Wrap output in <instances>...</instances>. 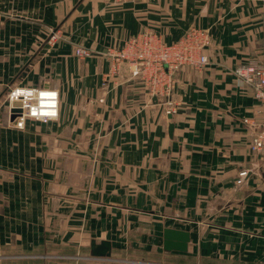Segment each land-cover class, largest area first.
Wrapping results in <instances>:
<instances>
[{
  "label": "crops",
  "instance_id": "obj_1",
  "mask_svg": "<svg viewBox=\"0 0 264 264\" xmlns=\"http://www.w3.org/2000/svg\"><path fill=\"white\" fill-rule=\"evenodd\" d=\"M193 26L211 32L209 63L202 71L177 72L174 113L125 67L109 75L107 47L145 29L171 43ZM51 29L61 37L42 47ZM79 45L93 55L77 57ZM39 49L38 75L5 81V67L17 59L2 58L3 52ZM249 61L264 65L260 0H0V84L49 85L61 98L56 120H28L23 129L8 124L9 114L0 122V264L19 258L22 264H83L54 258L50 248L64 241V224L43 216L47 197L65 195L70 186L81 222L89 223L84 237L112 246L109 257L93 256L90 244L80 247L87 264H110L117 244L125 243L114 228L145 226L140 222L154 227L159 262L264 264V173L249 150L256 127L244 121H264V106L235 73ZM55 145L65 155L52 172ZM242 170L249 172L238 183ZM18 203L31 204V215L18 219ZM165 228L190 232L186 252L163 248ZM76 237L71 240L84 242Z\"/></svg>",
  "mask_w": 264,
  "mask_h": 264
},
{
  "label": "built area",
  "instance_id": "obj_2",
  "mask_svg": "<svg viewBox=\"0 0 264 264\" xmlns=\"http://www.w3.org/2000/svg\"><path fill=\"white\" fill-rule=\"evenodd\" d=\"M126 1L133 0H116V2ZM260 1L264 2V0ZM48 36V44L52 46L61 37V34L59 30L51 29ZM211 43L210 30L198 26L189 28L180 39L171 43H168L164 36L157 31L145 29L125 40L121 46L107 47L103 55L110 62L109 75L118 74L125 67L132 78L142 81L150 96L160 99L161 103L165 105L166 113L172 114L176 111L173 93L177 86V72L183 68L202 71L209 63L207 49ZM74 52L81 59L93 55L90 48L82 45L76 46ZM235 73L244 85L251 88L254 96L264 106V65L258 61L241 63L235 69ZM15 87L57 90L60 110L61 98L58 88L49 85H13L6 96L9 104L8 124L10 126L23 129L28 120H35L28 116V109L22 104L17 103L13 106L9 102L8 94ZM244 121L256 127L249 150L259 159L260 168L264 173V121L257 123L253 118H245ZM248 172V170H242L237 182L242 183Z\"/></svg>",
  "mask_w": 264,
  "mask_h": 264
},
{
  "label": "rangeland",
  "instance_id": "obj_3",
  "mask_svg": "<svg viewBox=\"0 0 264 264\" xmlns=\"http://www.w3.org/2000/svg\"><path fill=\"white\" fill-rule=\"evenodd\" d=\"M48 37L46 36L44 40L41 41L40 44L42 47H44L46 44H48ZM57 44V43H56ZM55 46V45H54ZM41 47V48H42ZM6 52V53H5ZM1 54L2 58H6L8 60V54L15 56L17 59L16 65H10L5 67V70L8 71V73H5V81L9 80H14L17 81L21 77H26L28 73H31V77H34L38 75L37 73L34 72V65H38L41 56L43 55V51L41 49L37 51H30V52H21V51H10L6 50ZM5 53V55H4ZM36 74V75H34ZM43 75V74H42ZM41 79H43V76H40ZM46 78H44L45 80ZM2 80V78H1ZM14 81H11L14 83ZM10 82V81H9ZM1 83V81H0ZM10 84V83H9ZM12 85V84H10ZM13 86V85H12ZM12 86H6V85H1L0 84V122L2 124H5L7 122L8 118V101L6 100V96L8 91L10 90V87ZM68 149V148H67ZM50 168L52 172H55L58 169V166L61 162L60 154L65 155V152L60 151L59 146H51L50 148ZM67 156L69 155H74V152L71 151V153L67 152ZM68 160H71V158H67ZM73 160V159H72ZM67 162V161H66ZM71 165V164H70ZM73 165V163H72ZM69 182H72V176L68 178ZM67 193L65 195H56V196H50L47 197V202L45 204H49L48 210L45 211L44 215H48L49 221L50 222H62L64 224L63 227H60V237L63 238L64 241H61L60 244L57 243V241H54L51 245L50 248V253L55 254L57 257L54 258H61L63 257L64 260H76L79 261L81 260L83 264H87L84 262L85 258V250L80 249V247L88 248L90 242L89 238H85L84 236H87V233H85V229H89V223L88 222H81V216L79 210V204L76 203L77 198L70 194L71 193V186L69 189H67ZM27 197V196H26ZM24 198V197H23ZM28 198V197H27ZM75 202V203H74ZM9 197H5L3 199V208H5L6 212L7 208L9 206ZM30 206V210L27 212L26 207ZM18 219H25L27 215H31V204H26V203H18ZM34 220L39 219L40 215L35 213L33 215ZM47 218V219H48ZM46 220V218H45ZM88 223V224H87ZM144 223L145 226L143 227H138L137 224L133 227H129V229H126V225H120L115 227V231L117 232V236L119 239H125V243L119 242L117 245L119 246L118 249L116 250L117 254L111 256V261L110 264H194V260L189 258V260H177L174 259L175 261L171 262H159L160 261V256L157 255L156 250H162L160 242L158 241L157 243L152 242L154 241V227L152 228L151 226H147V222H140ZM148 223H153V222H148ZM95 228L97 230V234H101L99 230L101 229V222L95 225ZM77 234V238H85L83 239V243L79 244L76 241H73L71 239H75V235ZM82 235V236H81ZM104 235V234H103ZM128 235V236H127ZM130 235V236H129ZM147 236L146 238L150 239L151 242H148L146 238L143 239V237ZM152 237V238H151ZM160 234H158V240H159ZM129 238V241H126V239ZM146 239V240H145ZM142 240V241H141ZM144 242V243H143ZM38 248H35L37 250ZM80 249V250H79ZM40 251V249H39ZM84 253H81V252ZM162 252V251H160ZM163 253V252H162ZM167 255L166 253H163ZM65 255V256H63ZM76 255V257H75ZM123 257V258H119ZM55 260V259H54ZM22 259H18V264H22ZM190 261V262H189ZM210 264H218L217 261H209ZM100 264V262L98 263ZM102 264H108L107 262H102Z\"/></svg>",
  "mask_w": 264,
  "mask_h": 264
},
{
  "label": "clouds",
  "instance_id": "obj_4",
  "mask_svg": "<svg viewBox=\"0 0 264 264\" xmlns=\"http://www.w3.org/2000/svg\"><path fill=\"white\" fill-rule=\"evenodd\" d=\"M9 102L15 106L22 104L28 109V116L47 122L59 118V92L35 87H15L8 94ZM23 126L22 124L20 125Z\"/></svg>",
  "mask_w": 264,
  "mask_h": 264
},
{
  "label": "water",
  "instance_id": "obj_5",
  "mask_svg": "<svg viewBox=\"0 0 264 264\" xmlns=\"http://www.w3.org/2000/svg\"><path fill=\"white\" fill-rule=\"evenodd\" d=\"M173 130V124L170 125V132ZM191 240L189 231L165 228L163 233V248L166 251H180L186 252L188 245ZM92 255L95 257H109L111 255V242L108 240H102L97 242L96 240L91 241Z\"/></svg>",
  "mask_w": 264,
  "mask_h": 264
}]
</instances>
